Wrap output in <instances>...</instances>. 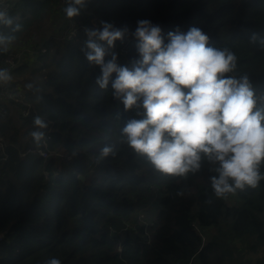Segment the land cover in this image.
I'll return each mask as SVG.
<instances>
[{"label": "trees", "instance_id": "16d2710c", "mask_svg": "<svg viewBox=\"0 0 264 264\" xmlns=\"http://www.w3.org/2000/svg\"><path fill=\"white\" fill-rule=\"evenodd\" d=\"M11 2L12 24L0 23V55L28 44L45 51L11 71L15 80L31 71L39 81L24 93L20 86L21 102L1 104L0 264H45L52 257L62 264H264V181L216 198L214 165L203 154L200 170L186 177L157 171L122 134L144 110H126L111 80L101 89L100 68L84 54L86 30L101 21L129 28L109 49L129 67L140 59L131 35L138 20L160 25L165 42L169 31L198 27L210 46L235 54L234 70L224 75L247 76L257 107H264V0H86L73 18L57 0ZM47 17L52 34L32 40ZM71 27L76 35L68 38ZM23 102L31 104L26 116ZM37 116L47 123L39 144L30 135ZM109 145L115 155L102 157ZM27 149L48 156L21 155Z\"/></svg>", "mask_w": 264, "mask_h": 264}, {"label": "clouds", "instance_id": "9594fccd", "mask_svg": "<svg viewBox=\"0 0 264 264\" xmlns=\"http://www.w3.org/2000/svg\"><path fill=\"white\" fill-rule=\"evenodd\" d=\"M85 7L86 0H66L63 10L73 18ZM0 23L12 24L4 11H0ZM86 32L88 51L84 54L90 64L100 68L97 85L105 89L111 80L112 95L126 110H144V118L129 120L122 134L157 171L186 177L200 170L203 154L214 165L210 183L216 198L254 189L264 181L260 171L264 161V107H257L247 76L237 79L224 75L236 66L234 53L210 46L208 35L194 26L186 32L179 28L169 31L165 42L160 25L141 19L131 32L140 59L129 67L119 65L116 53L109 52L129 33L126 25L117 27L101 21L99 28ZM256 38L255 34L251 37L253 41ZM108 55L111 58L106 60ZM10 80L8 71L0 69V82ZM33 123L36 130L30 135L39 144L47 123L39 116ZM100 154L115 155L114 147L105 146ZM45 264L62 262L52 257Z\"/></svg>", "mask_w": 264, "mask_h": 264}, {"label": "built area", "instance_id": "2783aa9c", "mask_svg": "<svg viewBox=\"0 0 264 264\" xmlns=\"http://www.w3.org/2000/svg\"><path fill=\"white\" fill-rule=\"evenodd\" d=\"M57 5L65 8L66 0H57ZM12 2L11 0H0V11L6 12V14L11 10ZM76 35V28L71 27L68 31H66V36L68 38L74 37ZM45 51L44 47H34L33 45H24L20 47H10L6 50L3 55H0V69L7 70L9 75L11 76V71L14 70L20 63L24 60L31 59L34 60L36 55ZM20 85L17 80L11 77L10 81L0 82V114L3 109L1 105L3 102L14 101L21 102L20 99ZM23 104L27 108H21L20 112L24 116L29 114L28 107L31 108V104L23 102ZM5 146V142L0 137V149H3ZM39 152L42 156H48L42 150L36 149H27L21 153V155H25L26 153H36ZM203 233L202 231L200 232ZM4 232L0 233V239L3 237Z\"/></svg>", "mask_w": 264, "mask_h": 264}, {"label": "rangeland", "instance_id": "374dc122", "mask_svg": "<svg viewBox=\"0 0 264 264\" xmlns=\"http://www.w3.org/2000/svg\"><path fill=\"white\" fill-rule=\"evenodd\" d=\"M54 25H52L51 23V18L47 17L45 21L42 22V24L33 30V34H32V40H38L39 37H47L49 34H52V27ZM58 41V39H56ZM29 75L22 76L19 85L21 86V93L27 90V88L32 85L35 84L36 82L39 81V75L36 73H32L31 71L28 73ZM253 256L254 254H249L248 257L251 259V261L253 262Z\"/></svg>", "mask_w": 264, "mask_h": 264}, {"label": "crops", "instance_id": "0c3cea01", "mask_svg": "<svg viewBox=\"0 0 264 264\" xmlns=\"http://www.w3.org/2000/svg\"><path fill=\"white\" fill-rule=\"evenodd\" d=\"M27 75H28V73H27ZM27 75H26V76H27ZM23 76H25V75H23ZM26 76H25V77H26ZM21 77H22V76H21ZM21 77H19V78L16 77V79L20 81Z\"/></svg>", "mask_w": 264, "mask_h": 264}]
</instances>
